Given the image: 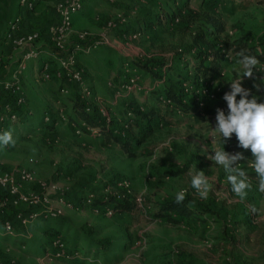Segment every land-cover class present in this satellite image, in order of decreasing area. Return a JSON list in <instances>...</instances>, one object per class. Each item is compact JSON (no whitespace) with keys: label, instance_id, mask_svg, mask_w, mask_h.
Returning a JSON list of instances; mask_svg holds the SVG:
<instances>
[{"label":"rangeland","instance_id":"1","mask_svg":"<svg viewBox=\"0 0 264 264\" xmlns=\"http://www.w3.org/2000/svg\"><path fill=\"white\" fill-rule=\"evenodd\" d=\"M194 16L199 19L191 20ZM206 17L216 18L224 30L218 33ZM136 31L141 33L136 39L128 37ZM81 33L88 34V44H104L74 53ZM198 35L212 44L208 64L219 66L212 83L184 80L192 77L199 60L203 45L196 42ZM239 45L264 48V0H86L65 49L57 50L47 38L43 49L37 48L44 51L41 61H27L20 77L26 97L22 115L2 127V132L11 130L15 145L0 147V172L24 167L35 180L55 184L58 191L51 193L50 204L63 215L35 222L20 230L21 237L0 238V249H9L19 264H264V194L257 190L258 182L250 177L252 190L241 201L224 169L207 159L212 150L226 151L230 144L219 137L213 143L209 136L216 109L228 111L222 97L240 68ZM21 56L9 65L11 76L0 78H13ZM61 59L73 71L85 70L83 87L42 77V62L49 60L54 71H62ZM132 60L165 61L173 69H158L162 77L154 78ZM254 77L243 78L242 86L264 102V84L259 92L253 87L264 72L256 71ZM127 84L129 88L123 87ZM166 87L185 94L184 102L197 110L184 113L164 102L159 93ZM84 90L90 112L95 108L107 121H118L116 126H128L123 138L133 156L106 141L99 128L77 133L70 118L84 123L74 114L73 97ZM128 101L160 115L152 122L134 112L130 116ZM46 113L57 117L52 133L41 127ZM194 167L211 179L207 199L191 187L188 172ZM26 189L38 185L29 183ZM182 189L215 213L189 225L155 218L159 204ZM110 197L124 200L131 209L121 213L97 205ZM47 229L63 238L75 257L44 259L52 241Z\"/></svg>","mask_w":264,"mask_h":264},{"label":"built area","instance_id":"2","mask_svg":"<svg viewBox=\"0 0 264 264\" xmlns=\"http://www.w3.org/2000/svg\"><path fill=\"white\" fill-rule=\"evenodd\" d=\"M54 2V10L57 17L55 23L51 24L47 29L49 40L55 45L57 50L63 51L65 49V42L68 35L72 32L74 17L80 13L84 8V0H21V4L26 6L29 10H34L38 4ZM111 25V24H110ZM19 19H15L10 29L12 32L18 30ZM141 33L132 32L128 37L137 38ZM127 36V34H123ZM40 32H34L27 35H21L14 38L16 47L21 48V60L13 73V78H0V133L5 123H15L19 116L14 105L11 102H4L2 95L4 92L9 93L15 98V106H20L25 103V94L23 91L20 77L27 69V61L40 60L42 53L33 46L41 39ZM79 42L74 46V53L82 51L83 49H91L104 44L103 42H94L88 44V34H79ZM86 41V43H85ZM261 52V50H258ZM73 53V52H72ZM62 71H54L51 61L46 60L42 62L41 75L43 78H62L64 81L77 84L79 88L83 87L85 83V70L82 67L75 68L73 71L66 62L61 59ZM74 63V62H72ZM75 65V64H73ZM130 84L123 87L129 88ZM204 92L209 94V90L205 88ZM86 90L81 91V99L86 100ZM164 102H169L165 100ZM90 111V108H87ZM131 116L133 111L128 110ZM44 121L50 122V114L44 115ZM77 133L80 134L83 129L75 127ZM87 130H94L88 128ZM29 183L38 185V189L28 191L26 189ZM58 191L57 186L53 183H46L37 181L31 169L19 168L12 172H0V238L9 239V237L22 236L20 230L26 229L28 226L39 221H48L58 219L63 215L62 209L53 208L50 204L51 193ZM62 199V198H61ZM90 202L91 200L88 199ZM20 233V234H19ZM10 250L0 249V264H19L18 261L9 255ZM75 257L68 251L67 244L61 237H56L51 241L50 249L44 255V259L48 257L51 260L63 259L68 257ZM43 259V260H44Z\"/></svg>","mask_w":264,"mask_h":264},{"label":"clouds","instance_id":"3","mask_svg":"<svg viewBox=\"0 0 264 264\" xmlns=\"http://www.w3.org/2000/svg\"><path fill=\"white\" fill-rule=\"evenodd\" d=\"M231 51L228 53L230 57ZM236 63L240 68L235 69V78L228 81L230 90L225 92L222 99L227 103V114L221 108L216 109V125L211 128L209 137L213 143L217 137L223 143L231 139L235 134L238 140V147L249 150L252 159H246L242 152L229 153L224 147H218L214 155H208L207 159L224 169L227 182L235 197L244 201L248 192L252 190L251 178L241 161L247 162L258 181L257 190L264 194V102L251 89L242 86L243 78L254 79L256 71L264 72L260 67L261 62L256 55L249 54L246 50L237 53ZM264 84V77H261L260 84H253L257 92L261 91ZM239 97V99H237ZM15 145L11 130L0 133V147ZM188 175L191 178V187L201 199H207L213 190V184L204 171H197L196 167L190 169ZM186 198V190H180L175 194V203L182 204Z\"/></svg>","mask_w":264,"mask_h":264},{"label":"trees","instance_id":"4","mask_svg":"<svg viewBox=\"0 0 264 264\" xmlns=\"http://www.w3.org/2000/svg\"><path fill=\"white\" fill-rule=\"evenodd\" d=\"M177 16H174L172 19L173 21L177 20ZM199 19L198 17L194 16L191 20ZM206 22L216 28L217 32H222L224 30L221 23L214 17H206ZM151 24V23H150ZM150 26V25H148ZM196 42H199L203 45L202 50H200L199 60L196 64L193 65L194 73L192 77H185L184 80H193L194 82H199L201 80L205 81L206 83H212L214 80V74L219 68V66H214L208 64V59L213 55L212 52H208V50L213 49L212 44L206 41L203 36L198 35L195 37ZM246 50L247 53L256 55L258 60H260L261 65H264V48H262L261 52L255 46H238L237 52L240 50ZM218 55V53H215ZM132 65L136 67L142 68L147 73L151 74L154 78H161L162 74L159 70H163L167 67L169 70L173 68L169 66V64L165 61L160 60H153L151 62H142L140 60H132ZM42 69V67H41ZM40 69V72H41ZM159 69V70H158ZM66 86V84H65ZM77 89L79 86L74 84ZM183 95L185 94H178L175 90L170 87H166L163 89V92L159 93L161 99H166L170 101V104L176 107L178 110L183 111L184 113H190L192 111H196L197 109L193 106H189L186 102H184ZM4 102H11L14 105L18 116L22 115V108L25 106V103L20 106H15V98L13 95L4 92L2 95ZM87 108H91L90 104L86 102V100L81 99L80 93L77 91L76 95L73 97V110L74 114L79 116L84 123L81 125L78 123L73 117L70 118V122L75 125V127L82 128L83 131L87 132L88 128H99L101 135H103L104 139L109 143H117L120 144L122 149L125 152L129 153L130 156H133L130 149V142L125 141L123 136L128 128V126L118 127L116 126V120L107 121L106 118L102 113H100L97 109L93 108V112L87 110ZM127 109L133 111L136 117L142 118L143 120H148L152 122L157 120L159 117V113L156 110H151L145 112L141 108H138L132 101H128ZM124 122V120H123ZM57 123V117L54 114H50V122H45L44 119L41 122V127L46 131L53 132L54 128ZM126 123V122H124ZM136 124L137 122H133ZM112 127V129L110 128ZM117 131V132H116ZM147 131H150L148 129ZM149 133V132H148ZM229 146L226 148V152L235 153V152H242L246 159H252V153L249 150L242 149L238 147V140L235 135L232 136L231 139L227 140ZM243 167H248L247 162L241 161ZM251 178L257 181L254 171L248 173ZM258 182V181H257ZM99 207H106L110 208L113 212H126L129 211L131 206L125 202L124 200L117 201L116 199L110 197L107 200H101L98 203ZM214 210L207 204L196 202L189 196H186L184 202L182 204H176L175 198L163 201L159 204V209L156 213L155 218H159L162 221L172 223V224H184L189 225L190 223L199 220L204 221V216L208 214H214ZM46 235L49 236L51 240L56 237H60L56 232H53L49 229L45 230ZM62 240H64L62 238Z\"/></svg>","mask_w":264,"mask_h":264},{"label":"crops","instance_id":"5","mask_svg":"<svg viewBox=\"0 0 264 264\" xmlns=\"http://www.w3.org/2000/svg\"><path fill=\"white\" fill-rule=\"evenodd\" d=\"M85 5L86 0H84V7ZM82 11L74 17V21ZM17 18L19 19L18 30L12 32L10 25ZM56 20L54 2L38 4L32 11L23 6L21 0H0V77L11 74L12 70H10L11 67L9 65L17 61L22 54L23 50L16 47L14 38L40 32L42 34L41 39L33 46L43 49L42 45L48 38L47 29ZM43 38L46 39L44 40Z\"/></svg>","mask_w":264,"mask_h":264}]
</instances>
